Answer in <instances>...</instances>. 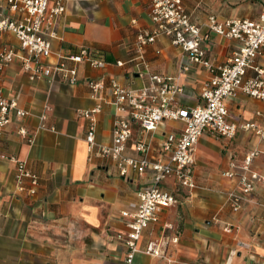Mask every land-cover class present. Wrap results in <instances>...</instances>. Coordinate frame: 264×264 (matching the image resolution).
I'll return each mask as SVG.
<instances>
[{"label": "crops", "instance_id": "crops-1", "mask_svg": "<svg viewBox=\"0 0 264 264\" xmlns=\"http://www.w3.org/2000/svg\"><path fill=\"white\" fill-rule=\"evenodd\" d=\"M64 2L66 11L56 20L49 60L66 59L88 47L107 65L98 69L87 61L67 60L68 65L78 68L80 80L73 85L31 80L19 58L1 74L5 96L15 99L28 115L22 119L13 116L11 123L0 130V242L2 246L7 242L0 249V264H127V247L112 235L125 230L121 212L131 210L138 191L150 179V174L122 176L110 158L89 161L85 140L88 121L77 112L100 106L96 114V140L111 143L116 112L109 103L108 86L112 79L128 87H139L144 82L130 60L137 29L152 26L150 0ZM0 4L3 12L10 14L5 0H0ZM183 6L202 30L206 29L209 15L220 20L254 19L264 12V0H183ZM211 40L206 47L213 63L225 62L237 48L235 41L222 36L212 35ZM3 43L17 46L18 41L11 33H0V46ZM118 60L125 65L117 66ZM145 63L151 72L177 77L185 89L180 100L184 106L198 103L201 86L211 77L201 65L190 63L186 54L166 37L145 49ZM258 63L264 66V59ZM251 74L249 71L248 75ZM90 78L103 79L107 84L100 97L92 95L86 82ZM227 104L239 124L247 120L260 123L264 118L263 104L253 97L238 94ZM41 114L46 115V125L54 130L40 131L29 143L18 128L32 130ZM180 126L168 121L162 129L169 132ZM160 134L161 128L154 134V145L160 141ZM144 135L134 124L129 153L134 140ZM255 146L260 153L252 170L264 176V141L253 131L239 129L231 140L204 134L196 144V187L190 189L174 179L165 180L163 187L175 193L179 201L165 209L160 220L150 224L139 241L141 249L149 241L158 242L162 255L153 256L141 250L134 254L131 264H264V183L243 194L240 208L234 210L228 192L241 194V190L236 179L221 175L231 162L240 163ZM10 157L26 161L39 174L41 186L34 197L16 192V164ZM74 224L89 228L91 244L82 241L81 255H75L77 249L72 244L67 245L66 261H58V246L51 238L55 239L64 226L73 236ZM11 238H16V245L10 246ZM46 238L49 243H45Z\"/></svg>", "mask_w": 264, "mask_h": 264}, {"label": "built area", "instance_id": "built-area-1", "mask_svg": "<svg viewBox=\"0 0 264 264\" xmlns=\"http://www.w3.org/2000/svg\"><path fill=\"white\" fill-rule=\"evenodd\" d=\"M5 0L10 14L3 12L0 4V33L13 34L18 44L3 43L0 46V76L15 59L21 60L22 69L31 80L43 79L69 85L80 78L78 68L68 65L87 61L93 68L102 69L107 63L95 55V51L83 47L78 54L69 55L57 62L50 61L52 42L56 37L57 18L66 11L64 0ZM150 28H138L132 44L130 60L144 82L139 87H128L110 80V100L116 117L113 121L111 143L96 140L97 119L100 106L90 110H77L88 121L85 140L88 144L89 161L96 158L112 159L122 176L135 173L150 174L149 182L137 193V201L131 210L121 212L125 230L112 235L127 247L126 263L131 264L134 254L143 250L153 256H161L158 242L149 241L143 249L139 247L144 231L160 220L161 213L178 203L172 191L163 187V182L174 179L177 184L195 188L196 144L204 134L226 140L235 138L239 129L251 130L264 141V118L259 123L247 120L237 123L231 116L228 100L244 94L259 100L264 106V12L257 18H228L220 20L209 15L206 29L194 23L186 13L183 0H150ZM218 35L237 43V48L223 63H213L208 57L207 43L211 36ZM160 37L186 54L188 61L199 64L211 73L200 89L198 103L181 105L184 86L177 77L151 72L145 63V49ZM117 66H124L121 60ZM144 66V69L141 67ZM185 69V68H184ZM252 71L251 75H248ZM91 93L100 97L107 84L103 79H87ZM260 114V112H258ZM28 112L19 108L15 99L5 96L0 85V130L11 123L13 116L25 118ZM46 115L39 116V123L32 130L19 126L18 133L32 143L42 130H54L45 123ZM168 121L181 126L169 132L163 130ZM144 131L142 138L133 142L132 153L128 144L133 137V125ZM161 128L160 141L154 145V134ZM260 153L253 147L240 163L231 162L222 172L228 179H236L241 194L228 192L231 207L238 210L244 195L264 183V176L252 170L255 157ZM16 164L14 183L16 192L27 197L37 195L41 179L24 160L9 158ZM244 194V195H243Z\"/></svg>", "mask_w": 264, "mask_h": 264}, {"label": "rangeland", "instance_id": "rangeland-1", "mask_svg": "<svg viewBox=\"0 0 264 264\" xmlns=\"http://www.w3.org/2000/svg\"><path fill=\"white\" fill-rule=\"evenodd\" d=\"M202 144L204 146L210 147L211 149H214L210 144H208L207 142H202ZM236 145V144H234ZM15 226L17 225V222L15 223ZM74 226H76L75 231H74V235L71 236V232L70 231H65V226L62 228V231H58L56 238L52 239L53 243H55L58 246V253L56 254V259L58 261L64 262L66 261L67 255L65 253V249L67 245H71L77 249V253L81 255V248H82V241L85 242V244L89 245L91 244V239L92 236L89 233V228H87L86 226H83L81 224H74ZM81 232H84V235H81ZM67 235V236H66ZM13 240V241H12ZM45 243H49V238L45 239ZM5 244H7V242L4 241V246ZM10 246L16 245V238H11V241L9 242ZM4 246H2L1 242H0V249L4 248ZM12 248V247H11ZM86 257L90 256V254H85ZM76 264V263H75ZM80 264V263H79Z\"/></svg>", "mask_w": 264, "mask_h": 264}]
</instances>
